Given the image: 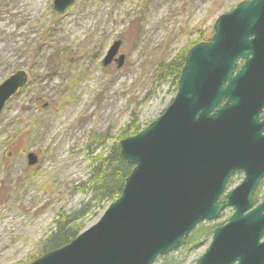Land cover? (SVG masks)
I'll return each mask as SVG.
<instances>
[{
  "label": "rangeland",
  "instance_id": "obj_1",
  "mask_svg": "<svg viewBox=\"0 0 264 264\" xmlns=\"http://www.w3.org/2000/svg\"><path fill=\"white\" fill-rule=\"evenodd\" d=\"M242 1L76 0L57 13L54 0H0V83L18 70L29 77L0 115V264L45 255L58 215L90 199L82 187L92 178L93 159L106 156L133 114L143 130L173 101L176 87L159 81L157 64L210 40L216 18ZM116 40L126 61L103 66ZM106 132L113 140L92 147L95 135ZM29 152L39 158L33 166ZM255 197L264 200V184ZM101 205L91 202L80 233L109 203ZM232 212L227 207L197 225L181 249L154 264H196Z\"/></svg>",
  "mask_w": 264,
  "mask_h": 264
},
{
  "label": "water",
  "instance_id": "obj_2",
  "mask_svg": "<svg viewBox=\"0 0 264 264\" xmlns=\"http://www.w3.org/2000/svg\"><path fill=\"white\" fill-rule=\"evenodd\" d=\"M75 1L53 7L63 13ZM213 32L188 50L165 112L120 141L133 168L118 198L96 224L30 264H153L227 207L233 214L196 264H264V200L253 201L264 176V0L238 3ZM121 44L110 45L104 66L122 67ZM27 82L18 70L0 83V114ZM27 158L39 161L34 152ZM240 170L242 182L227 190Z\"/></svg>",
  "mask_w": 264,
  "mask_h": 264
},
{
  "label": "trees",
  "instance_id": "obj_3",
  "mask_svg": "<svg viewBox=\"0 0 264 264\" xmlns=\"http://www.w3.org/2000/svg\"><path fill=\"white\" fill-rule=\"evenodd\" d=\"M186 55L185 53H178L173 59L157 64L155 74L159 78V81H169L177 90L178 80L180 78L179 75L184 67ZM136 116L137 115L134 116L133 114L134 118ZM133 119L126 126L119 140H117L111 150L106 153V156L95 157L93 159L95 165L92 170V178L89 180L88 184H84V187L81 186L90 193V199L83 203L79 209H76L74 213H60L58 215L54 221L55 226L45 241L46 252L65 246L72 239L76 238L80 230L84 227V225L81 224L82 221H79L82 220L80 218L92 211L90 207L91 202H96L98 205L102 204L101 207H106L104 206L105 204L107 205V203L115 201L120 195L128 173L132 169V165L122 158L119 141L125 137L136 135V133L141 130L140 124ZM113 138L112 134L107 132L104 134V138L100 135H95V138L91 141V145L92 147L95 144L100 146L107 141H112ZM255 201L256 203L258 202L256 197ZM93 208H96V206ZM167 256L168 255L164 256V258Z\"/></svg>",
  "mask_w": 264,
  "mask_h": 264
},
{
  "label": "flooded vegetation",
  "instance_id": "obj_4",
  "mask_svg": "<svg viewBox=\"0 0 264 264\" xmlns=\"http://www.w3.org/2000/svg\"><path fill=\"white\" fill-rule=\"evenodd\" d=\"M108 51V50H107ZM107 53V52H106ZM105 53V54H106ZM116 64V60H114L111 64ZM109 66H111V65H109ZM263 112H264V110H263ZM262 112V113H263ZM261 118H263V117H261ZM242 174H244V172H242V170H240V171H237V172H235L230 178H229V183L227 184V186L226 187H230V185L232 184V180L234 179V177H236V176H238L239 177V175H242ZM244 178V177H243ZM243 180V179H242ZM241 180V181H242ZM261 181L258 183V184H264V176L260 179ZM240 183H237L235 186H238ZM234 186V187H235Z\"/></svg>",
  "mask_w": 264,
  "mask_h": 264
}]
</instances>
